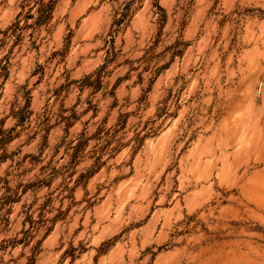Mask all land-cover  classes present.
Wrapping results in <instances>:
<instances>
[{
	"label": "rangeland",
	"instance_id": "obj_1",
	"mask_svg": "<svg viewBox=\"0 0 264 264\" xmlns=\"http://www.w3.org/2000/svg\"><path fill=\"white\" fill-rule=\"evenodd\" d=\"M0 264H264V0H0Z\"/></svg>",
	"mask_w": 264,
	"mask_h": 264
}]
</instances>
